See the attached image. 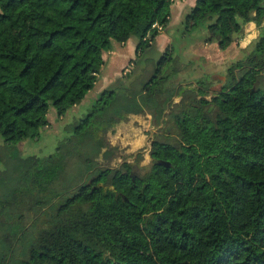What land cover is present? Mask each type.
<instances>
[{
	"label": "trees",
	"instance_id": "1",
	"mask_svg": "<svg viewBox=\"0 0 264 264\" xmlns=\"http://www.w3.org/2000/svg\"><path fill=\"white\" fill-rule=\"evenodd\" d=\"M176 1L0 0V135L13 147L0 157L15 160L14 176L0 177V264H264V0H195L184 15L183 32L205 25L204 41L221 50L250 21L260 32L217 92L206 79L205 87H168L166 49L129 112L148 113L176 137L152 139L141 174L131 162H96L132 101L113 87L52 153L18 150L50 124V107L60 119L81 103L114 42L133 39L130 61L141 56ZM168 92L180 100L161 101ZM24 193L37 204L29 221L12 203ZM47 211L66 216L32 232Z\"/></svg>",
	"mask_w": 264,
	"mask_h": 264
},
{
	"label": "rangeland",
	"instance_id": "2",
	"mask_svg": "<svg viewBox=\"0 0 264 264\" xmlns=\"http://www.w3.org/2000/svg\"><path fill=\"white\" fill-rule=\"evenodd\" d=\"M182 26L184 25L173 23L170 27H167L166 30L170 38L169 42L159 34L155 37L153 43L144 50L141 56L133 59V62H128V60L124 59L125 54H120V51L123 50L118 51L115 54V56H119L118 61H115L113 65L108 63L100 71L96 85L89 92V95L84 97L81 103L70 108L60 119L56 117L55 110L52 107L49 108L47 119L50 124L40 128L39 138L37 140L26 139L17 144L21 156L34 154L43 157L52 153L56 145L71 134V126L77 124L81 118H84L90 112L103 90L112 86L117 91L119 98H127L132 101L130 103L125 102L120 110L119 116L127 115V117L116 124L112 130L105 133L104 140L106 146L96 158L97 165L99 167L117 168L120 167L122 162L127 161L133 165V174H141L145 171L151 161L149 150L152 139L164 140L165 138H169V141L173 142L176 137V130L174 128L169 132L167 129L162 130V125L152 123V117L148 113L130 114L129 108L137 105L136 102L141 103L143 100L142 94L139 93L140 86L152 76L157 62L167 48H169L170 52L168 56L173 58L163 74H168L166 80L168 87L178 88L181 86L185 88L187 86L196 87L197 85L205 87L206 82L204 80L206 79L207 81L210 75L207 72V70L211 69L207 65V56L197 52L198 45H203L205 42V25L192 30L190 33L183 32L184 27ZM253 44L251 42L246 46V52H244L241 58L246 56L252 49ZM193 45L197 47L192 48ZM127 52L126 56L131 55L134 58V49L131 52ZM109 56L108 53L105 54L107 60H111ZM235 57L236 55L224 57L218 65L216 64L214 66L213 71L215 74L219 73L227 76L228 68L237 60ZM117 69L121 70L118 75H115L114 72ZM224 76H221V80H215L218 79V75L213 77L212 84L216 83L217 89L225 82ZM160 97L161 101L168 103L169 101L177 102L180 100V96H176L174 93L170 95L169 92L164 93ZM12 148L4 144L3 138L0 135V155H13L12 150L9 152L6 151ZM111 148L114 149L111 150ZM0 159L4 166L3 169L0 168V177L4 179L12 178L14 172L11 167L15 165V160L11 159L10 163H8L10 158L7 159L6 156H1ZM6 167L7 170L5 171ZM6 191V186L0 184V195L2 196ZM12 203L17 206L18 211L25 221H29V216L32 218L34 208L37 205L35 204L33 196L28 193L19 194ZM11 212L13 213L14 209ZM2 215L0 214V219H3ZM65 216L66 214L64 213L57 217L55 214L52 215V211H47L42 214L39 213L34 219L31 231L35 232L37 229L49 227L54 221L63 219Z\"/></svg>",
	"mask_w": 264,
	"mask_h": 264
},
{
	"label": "crops",
	"instance_id": "3",
	"mask_svg": "<svg viewBox=\"0 0 264 264\" xmlns=\"http://www.w3.org/2000/svg\"><path fill=\"white\" fill-rule=\"evenodd\" d=\"M194 3H195V0H182V1L174 2L170 7V19H169V22L167 24V27H170L173 23L182 25V20H183L184 15L189 11V9L194 5ZM167 27L165 29L161 30L159 34H161V36L169 42L170 38H169V34L166 30ZM259 28L260 27H258L254 21H250V22L246 23L245 27H244L243 35L240 38L234 40L226 49H223V50H221L218 47L217 43H215V42H212V43L204 42L203 45H198L199 48H198L197 52L200 53L201 55L207 56V60H206L207 65L209 66V68H211V69L207 70V72L211 75V76L210 75L208 76V81L211 83V89L213 91L217 89V84L216 83L212 84L213 77L215 75H218L219 76L218 79H215V80H221L222 79L221 76L222 77L224 76V75H221L219 73L215 74V72L213 71L214 66L216 64L218 65L224 57H228V56L230 57L232 55H236L235 58H237V60L241 59L244 52H246V50H245L246 46H248V44L251 42L254 43L255 40L257 39L259 32H260ZM261 28H264V18L261 21ZM204 31H205L204 32V35H205L206 34V28L205 27H204ZM152 43H153V41H152ZM193 47L196 48L197 46L193 45L192 48ZM132 49H134V51H135V41L133 39H130L129 41H127L124 44L114 42L112 50L106 52L110 55L109 57L111 58V60H109V59L107 60V58L105 57V63L102 66L101 70H103V68L108 63H110V65H113L115 63V61H118L119 56H115V54L120 50H123V51H120V54H123V55L125 54L124 59L128 60V62H129L130 59H132V56L131 55L126 56V53H128L127 51L131 52ZM223 53H225V54H223ZM115 57H116V59H115ZM120 70L121 69H117L114 72L115 75H118ZM89 92L86 94V96L89 95Z\"/></svg>",
	"mask_w": 264,
	"mask_h": 264
},
{
	"label": "water",
	"instance_id": "4",
	"mask_svg": "<svg viewBox=\"0 0 264 264\" xmlns=\"http://www.w3.org/2000/svg\"><path fill=\"white\" fill-rule=\"evenodd\" d=\"M157 163L158 164H162V165H164V166H169V163L167 162V161H164V160H157Z\"/></svg>",
	"mask_w": 264,
	"mask_h": 264
},
{
	"label": "built area",
	"instance_id": "5",
	"mask_svg": "<svg viewBox=\"0 0 264 264\" xmlns=\"http://www.w3.org/2000/svg\"><path fill=\"white\" fill-rule=\"evenodd\" d=\"M152 27L157 28L159 30V32L162 30L161 26L159 24H157V23H154L152 25Z\"/></svg>",
	"mask_w": 264,
	"mask_h": 264
},
{
	"label": "flooded vegetation",
	"instance_id": "6",
	"mask_svg": "<svg viewBox=\"0 0 264 264\" xmlns=\"http://www.w3.org/2000/svg\"><path fill=\"white\" fill-rule=\"evenodd\" d=\"M222 85H223V84H222ZM222 85H221V86H222ZM221 86H220L218 89L214 90V92H217V91L221 88Z\"/></svg>",
	"mask_w": 264,
	"mask_h": 264
}]
</instances>
